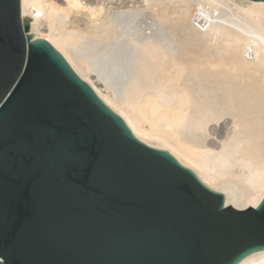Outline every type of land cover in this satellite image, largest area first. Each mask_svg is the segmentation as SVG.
<instances>
[{
  "label": "water",
  "instance_id": "1",
  "mask_svg": "<svg viewBox=\"0 0 264 264\" xmlns=\"http://www.w3.org/2000/svg\"><path fill=\"white\" fill-rule=\"evenodd\" d=\"M30 25L20 0H0V264H239L264 251V197L225 206Z\"/></svg>",
  "mask_w": 264,
  "mask_h": 264
},
{
  "label": "bare ground",
  "instance_id": "2",
  "mask_svg": "<svg viewBox=\"0 0 264 264\" xmlns=\"http://www.w3.org/2000/svg\"><path fill=\"white\" fill-rule=\"evenodd\" d=\"M101 3L20 0V8L33 38L61 54L137 140L169 153L225 206L256 208L264 197V2ZM239 264H264V251Z\"/></svg>",
  "mask_w": 264,
  "mask_h": 264
},
{
  "label": "rangeland",
  "instance_id": "3",
  "mask_svg": "<svg viewBox=\"0 0 264 264\" xmlns=\"http://www.w3.org/2000/svg\"><path fill=\"white\" fill-rule=\"evenodd\" d=\"M85 1H88V2H91V3H99V4L102 2L101 4L104 5L106 8H108V7L116 8V7H127V6H130V5H133L137 0L136 1L135 0H112V2L109 1V0H103V1L102 0H98V2H97V0H90V1L89 0H85ZM99 1H101V2H99ZM116 1H118V3ZM110 3H113V4L110 5ZM110 8H108V9H110ZM27 19H28V17H26V16L23 17V20L27 21Z\"/></svg>",
  "mask_w": 264,
  "mask_h": 264
}]
</instances>
